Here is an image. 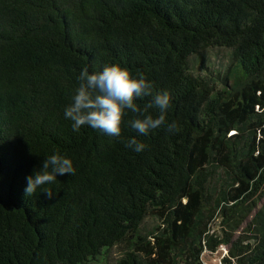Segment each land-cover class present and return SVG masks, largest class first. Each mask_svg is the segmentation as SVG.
I'll return each mask as SVG.
<instances>
[{"label":"trees","instance_id":"1","mask_svg":"<svg viewBox=\"0 0 264 264\" xmlns=\"http://www.w3.org/2000/svg\"><path fill=\"white\" fill-rule=\"evenodd\" d=\"M107 64L170 94L164 125L139 135L129 110L119 137L73 130L79 73ZM53 154L75 174L25 197ZM263 197L264 0H0V264H87L116 246L113 264H203L221 245L224 264H264Z\"/></svg>","mask_w":264,"mask_h":264},{"label":"clouds","instance_id":"2","mask_svg":"<svg viewBox=\"0 0 264 264\" xmlns=\"http://www.w3.org/2000/svg\"><path fill=\"white\" fill-rule=\"evenodd\" d=\"M77 79L78 86L71 97L72 102L66 106L64 112L65 118L72 122L74 131L88 126L110 137H119L123 117L129 110L135 115L129 125L139 135L146 136L164 125L171 104L170 94L166 91L153 94L152 83L142 74L134 76L128 68L120 64H107L98 72L90 73L85 68ZM147 96L152 99L145 109L141 110L136 100ZM153 107L158 110L155 118L147 114V110ZM177 130L175 123L168 125L169 132ZM126 147L139 153L146 145L132 137L127 141ZM75 171L70 158L59 154L47 156L42 166L34 168L33 174L26 177L24 195L32 196L38 188H42L46 197L52 199L53 191L43 186L55 183L58 175H74Z\"/></svg>","mask_w":264,"mask_h":264},{"label":"rangeland","instance_id":"3","mask_svg":"<svg viewBox=\"0 0 264 264\" xmlns=\"http://www.w3.org/2000/svg\"><path fill=\"white\" fill-rule=\"evenodd\" d=\"M217 53H218V57L213 56L212 58L210 70L217 69L223 72L224 68L228 64L227 51L219 50ZM263 203H264V197L261 199V202L259 203L258 207H260ZM153 222L154 221L152 220V218H148L145 221L144 226H148L150 228L152 227ZM245 226L246 223H243L238 228V230L233 233L232 240L235 241L239 238ZM225 228L226 227L222 223H220L219 219H217L212 225V230L215 232V234L219 236L223 235L224 233L223 229ZM228 251H229V246L227 245H221L215 252L205 251L202 256L203 264H224L222 260L227 255ZM120 256H121V247L116 246L111 248L107 253L100 255L96 260H93L87 264H113L119 259Z\"/></svg>","mask_w":264,"mask_h":264}]
</instances>
